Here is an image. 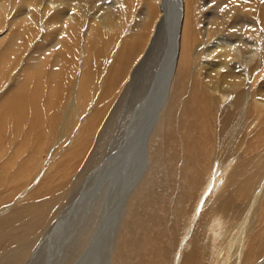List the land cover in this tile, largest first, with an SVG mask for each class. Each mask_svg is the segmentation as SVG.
Returning <instances> with one entry per match:
<instances>
[{
    "label": "bare ground",
    "instance_id": "1",
    "mask_svg": "<svg viewBox=\"0 0 264 264\" xmlns=\"http://www.w3.org/2000/svg\"><path fill=\"white\" fill-rule=\"evenodd\" d=\"M136 1L0 0V264H264V0Z\"/></svg>",
    "mask_w": 264,
    "mask_h": 264
},
{
    "label": "rangeland",
    "instance_id": "2",
    "mask_svg": "<svg viewBox=\"0 0 264 264\" xmlns=\"http://www.w3.org/2000/svg\"><path fill=\"white\" fill-rule=\"evenodd\" d=\"M140 1V2H139ZM138 2V3H137ZM144 2H146L145 0H137L134 4H136V6L139 4V5H141V7H142V4L144 3ZM1 32V31H0ZM128 33H129V31H128ZM125 34H127V31H126V33ZM96 49V48H95ZM95 49H92V51L91 52H93V53H96V51H98L97 49H96V51H95ZM92 53V54H93ZM111 62V59L108 61V64ZM107 64V65H108ZM126 76V75H125ZM125 76H123V78H122V82L120 81V83H119V85H123V84H125V82H126V80H127V78L125 77ZM123 79H126V80H123ZM124 82V83H123ZM145 82H147V81H145ZM143 80L141 81V82H139L138 84H136V90L137 91H135L134 93H136V94H138L139 96L141 95V97H144L143 95H147L149 92H146L145 90H146V87H144V86H146L145 84H147V83H145ZM123 83V84H122ZM144 84V85H143ZM118 85V86H119ZM143 85V86H142ZM142 86V87H141ZM121 86H119L118 88H120ZM130 90V89H129ZM132 91H133V89H132ZM131 92V91H130ZM132 94V93H131ZM131 94H129V95H131ZM133 98V97H132ZM144 99H145V97H144ZM128 101H130L129 100V96H128ZM44 159H45V157H44ZM51 161V162H50ZM49 162V163H48ZM53 161H52V159L51 158H46L45 160H44V164H43V168H47V165H50L51 163H52ZM91 173V172H90ZM90 173H88V174H90ZM88 176V175H87ZM75 192V191H74ZM72 194L74 195L75 193H73L72 192ZM71 194V195H72ZM84 202V203H83ZM82 203V204H81ZM84 204H85V201H81L80 202V204H78V207L75 209V210H73L72 211V213H71V216H69L68 218L67 217H65V220H66V222H67V225H65V227H67V229H69L68 231L70 232L73 228V226L75 225H77L76 223L78 222L77 220L79 219V218H81V216H85V215H87V217L89 216V214H90V209H87V212H82V211H84ZM82 205V206H81ZM78 210V211H77ZM89 210V211H88ZM77 213V214H76ZM78 214H81V215H78ZM75 216V217H74ZM71 217V218H70ZM82 217V218H83ZM98 219H99V214H98V217H97ZM69 220V221H68ZM67 231V232H68ZM105 234H106V236H104V238L102 239V238H100V240H99V244H98V246H95L94 248H95V250L93 249V253L94 254H92V256L94 257V258H91V262L89 263V264H95V262L97 261V262H99V263H96V264H106V256H105V252H106V250H107V245H108V242L106 243V241H105V239L107 240L108 238H107V233L105 232ZM73 236V237H72ZM75 236H77V235H75V233H71V237H72V239H75ZM71 239V238H70ZM71 239V240H72ZM49 240V239H48ZM40 241V240H39ZM38 241V242H39ZM74 241V240H73ZM104 241V242H103ZM44 243H46V242H44ZM43 243V244H44ZM101 243V244H100ZM42 243H40V247L41 248H43V244L41 245ZM106 244V245H105ZM34 246V245H33ZM102 247V248H101ZM98 248H101V249H98ZM69 250H67V256H70L69 255V253L70 254H72L71 252H69V251H71L70 249H71V247H69L68 248ZM98 249V250H97ZM105 249V250H104ZM38 250V249H37ZM55 249H53V251H54ZM97 250V252H94V251H96ZM104 250V251H103ZM47 251L48 250H45L44 251V249H39V251H38V260H37V262H35L36 264H43V258H45V254L47 253ZM50 251V250H49ZM48 251V252H49ZM51 251H52V249H51ZM85 251V250H84ZM81 252H83V251H81ZM97 253H98V255H97ZM58 255V254H57ZM80 254H78V256H79ZM104 255V256H103ZM55 256H56V254H55ZM54 256V257H55ZM54 259V258H53ZM101 260V261H100ZM56 261H58L57 259H55V260H53L51 263H49V264H53L54 262H55V264H56ZM60 261L61 260H59L58 261V263L59 264H76V261H69L68 259H64L63 261H61V263H60ZM45 264V263H44Z\"/></svg>",
    "mask_w": 264,
    "mask_h": 264
}]
</instances>
